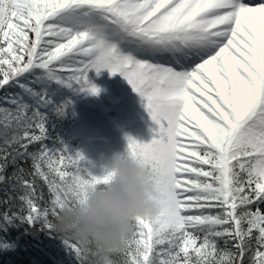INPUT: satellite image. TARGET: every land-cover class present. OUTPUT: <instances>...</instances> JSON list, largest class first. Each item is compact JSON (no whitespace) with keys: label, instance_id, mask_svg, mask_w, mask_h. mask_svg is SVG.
I'll return each mask as SVG.
<instances>
[{"label":"snow or ice","instance_id":"6c2138e0","mask_svg":"<svg viewBox=\"0 0 264 264\" xmlns=\"http://www.w3.org/2000/svg\"><path fill=\"white\" fill-rule=\"evenodd\" d=\"M104 69L156 125L126 153L159 193L111 264H264V0H0V185L19 193L0 200V227L39 225L99 264L56 221L115 173L52 141L71 101L49 89L98 95L89 74Z\"/></svg>","mask_w":264,"mask_h":264},{"label":"clouds","instance_id":"9594fccd","mask_svg":"<svg viewBox=\"0 0 264 264\" xmlns=\"http://www.w3.org/2000/svg\"><path fill=\"white\" fill-rule=\"evenodd\" d=\"M104 166L115 173L108 185L91 192L86 202L65 206L56 221L62 235L95 245L99 264H111L112 253L122 249L134 230L137 216L156 213L159 193L148 180L147 170L126 152L104 157Z\"/></svg>","mask_w":264,"mask_h":264},{"label":"rangeland","instance_id":"374dc122","mask_svg":"<svg viewBox=\"0 0 264 264\" xmlns=\"http://www.w3.org/2000/svg\"><path fill=\"white\" fill-rule=\"evenodd\" d=\"M89 78L100 89L98 95L62 86L53 94L71 96L76 118L69 134V142H73L71 149L82 153L86 162L96 166L92 171L99 174L104 157L127 151L129 136L140 142H151L156 125L143 98L121 74L112 75L104 69L99 75L92 71Z\"/></svg>","mask_w":264,"mask_h":264},{"label":"trees","instance_id":"16d2710c","mask_svg":"<svg viewBox=\"0 0 264 264\" xmlns=\"http://www.w3.org/2000/svg\"><path fill=\"white\" fill-rule=\"evenodd\" d=\"M51 88V87H50ZM56 104H62L69 100L63 96H55L49 90ZM74 123L71 106L64 116L52 114L49 120V129L52 141L62 142L72 154L78 150L71 149L73 142H69V134ZM50 141L49 143H51ZM24 167L28 168L29 164ZM9 166L8 175L14 171ZM45 199H48L47 189H44ZM19 193L12 191L9 185H0V200L8 195L17 196ZM19 201L12 205V211L16 210ZM8 206L0 204V213ZM0 264H77L75 255L65 246L58 234L41 230L39 225L32 226L20 220H14L0 227Z\"/></svg>","mask_w":264,"mask_h":264}]
</instances>
